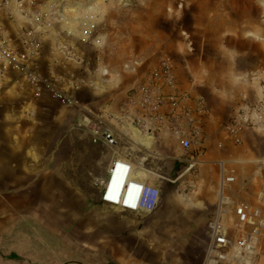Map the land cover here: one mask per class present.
<instances>
[{"label":"crops","instance_id":"0c3cea01","mask_svg":"<svg viewBox=\"0 0 264 264\" xmlns=\"http://www.w3.org/2000/svg\"><path fill=\"white\" fill-rule=\"evenodd\" d=\"M158 1L160 28L166 27L163 18L170 17L173 18L172 21L175 18L174 30L177 38L174 42V67L177 86L183 91L203 95L209 107V115L204 125V153L195 166L199 182L208 191V199L203 204L211 207V212L216 204L219 181L217 162L220 160L227 161L234 171L233 194L238 199L255 204L257 191L264 188V167H260L264 161V131L247 129L241 134V143L234 145L224 136L221 124L235 113L243 95L253 100L260 97L264 88V77H244L243 74L251 72L252 54L262 46L259 48L257 41L248 39L247 30L240 22V8L233 11L228 5L230 0ZM169 7L171 12L167 9ZM208 51H228L225 56L228 67L225 66L224 58L217 57L215 53L213 58ZM117 78L112 77V80ZM83 90L92 98L97 96L94 89L86 87ZM124 96L125 94L115 96L103 102H84L82 93L79 98L93 109L107 104L109 109L118 110ZM20 97L13 90L0 91V109H5V118H11L7 104ZM34 115L32 121L37 123V130L50 131L53 127L56 132H68L62 137L52 133V138L40 139L38 134L32 140L18 141L14 131L6 133L8 129L15 130L16 125L10 124L12 121L6 122L4 116L0 118V129L3 130V137L0 136V264H108L104 261L106 249L112 262H135L136 259L132 260L130 256L122 259L118 254L122 247L115 244L114 236L119 234L117 229L122 230L124 225L129 228L131 224L134 227L133 223L118 218L146 213L123 211V215H119L121 210L112 207L117 213L113 212V215L105 218L103 212L96 211V241L100 245L96 246L95 257H88L87 253L77 249L73 250L70 240L67 242L65 237L57 234L56 212L72 209L66 196L72 193V180L65 172L56 168L52 161L57 158L58 147L66 141L69 146L73 144L69 136L76 133L75 123L77 125L81 112L76 108L65 107L60 101L46 95L36 104ZM45 116L49 120L45 121ZM83 131L86 135L82 139L84 142L93 139ZM125 151L118 153L134 160L147 156V159H143V164L149 168V172L160 176H167L166 164L178 154L177 145L169 139L159 140L148 151L134 154ZM111 159L112 157L107 162L104 179ZM69 162L71 163V156ZM85 165L87 175L92 176L94 161L87 160ZM185 170L184 168L183 174L190 171ZM63 214L68 217L64 221L59 219L60 223L70 228L73 218L69 212ZM78 219L82 220L76 218ZM86 223L82 221L81 224ZM104 226L107 235H110L107 240ZM62 231L65 233V230Z\"/></svg>","mask_w":264,"mask_h":264},{"label":"built area","instance_id":"2783aa9c","mask_svg":"<svg viewBox=\"0 0 264 264\" xmlns=\"http://www.w3.org/2000/svg\"><path fill=\"white\" fill-rule=\"evenodd\" d=\"M105 1L0 0V91L29 94L25 111L31 116L36 110L34 102L46 95L78 109L77 126L111 148L127 146L134 154L169 139L178 148L173 158L187 164L185 171L193 169L204 153L209 107L203 95L178 88L170 58L145 70L127 88L118 110L107 104L93 109L81 102L84 88L97 89V77H80L69 67L85 65L82 47L103 46ZM98 70L100 76L107 74ZM250 128L264 131V88L257 99L243 95L235 113L221 124L224 136L234 145L241 143L242 132ZM143 159L147 156L134 160L113 154L105 179L97 183L103 204L143 213L157 208L159 186L137 174ZM217 167V201L206 223L202 264H248L264 233V188L257 191L255 204L238 199L232 192L233 169L224 160Z\"/></svg>","mask_w":264,"mask_h":264},{"label":"rangeland","instance_id":"374dc122","mask_svg":"<svg viewBox=\"0 0 264 264\" xmlns=\"http://www.w3.org/2000/svg\"><path fill=\"white\" fill-rule=\"evenodd\" d=\"M228 5L231 9L233 8V11L237 7L240 8L242 14L240 22L247 30L248 39L257 41L259 48L262 46L252 54L251 72L243 76L264 77V0H230ZM102 7L105 13L103 46L101 48L82 47L86 58L85 65L69 67L80 77H89L92 80L93 77H97L94 79L97 83V96L92 98L85 90H82L84 102L90 100L103 102V100L125 94L127 88L160 59L170 58L173 64L175 63L174 42L177 38L174 30L175 18L173 21L170 17L163 18L166 27L160 28V18L157 15L160 7L158 0H107ZM167 9L169 12L172 11L170 7ZM208 52L213 58L214 53L217 57L224 58L225 66L228 67L227 58H225L228 51ZM97 68L106 70L107 74L100 76L101 73L97 71ZM112 77L118 78L113 81ZM28 101V96L21 93L20 98L8 103L9 112H7L10 119L3 115L5 109H0V118L4 116L6 122L12 121L10 124L16 125L15 130L8 129L6 133L14 131L15 138L21 141L20 139L37 138L38 134L40 139H50L52 133L62 137L68 132H56L53 127L50 131L37 130V123L34 122L35 120L32 121L35 115H27L25 111ZM40 101L41 99L34 104ZM44 118L45 121L49 120L48 116ZM74 129L76 133L69 136L73 144L69 146L66 141L58 147L57 158L52 161L56 168L65 172L66 176L72 180V193L66 195L72 209L56 212L55 228L57 234L65 237L67 242L70 240L73 250L77 249L87 253L88 257H95L96 246L100 245L96 241L95 212H103L105 218L113 215V212L117 213V210L100 201L101 186L97 183L104 179L107 162L115 152L120 153L126 150L125 152L129 154L133 153L127 146L108 147L85 130L93 138L86 143L82 140L86 137L84 129L78 127L76 123ZM2 131L0 129L1 137H3ZM69 156H71V163ZM87 160L94 161L92 176L97 178H93L91 174L87 175L85 170ZM186 165L170 158L166 164L167 176H160L157 173L147 174L146 179L157 184L161 190V199L157 208L150 213L118 218L134 224V227H131V224L129 228L124 225L122 230L116 226L119 234L114 236L115 244L122 247L118 253L121 258L130 256V259H136L129 264H202L207 242L206 221L211 207L203 204L208 199V191L206 192V188L199 182L197 169L194 167L183 174ZM143 169L149 168L143 164ZM64 212L65 215L69 212L73 218L70 228L60 223V220H67L68 215L64 216ZM120 212L119 215H123L124 212ZM76 218L82 220H76ZM82 221L87 223L81 224ZM104 227L105 240H107L110 235H107L106 226ZM62 230H65V233ZM106 250H104V261L115 264L116 262L111 261ZM248 264H264V233L256 255Z\"/></svg>","mask_w":264,"mask_h":264},{"label":"bare ground","instance_id":"6f19581e","mask_svg":"<svg viewBox=\"0 0 264 264\" xmlns=\"http://www.w3.org/2000/svg\"><path fill=\"white\" fill-rule=\"evenodd\" d=\"M148 140V143L150 142V139H146V141ZM138 176L141 178V179H145L147 177V174H151V172L145 170V169H142V170H138L137 172ZM154 176H157V175H154ZM158 177V176H157ZM160 177V176H159ZM114 208V207H113Z\"/></svg>","mask_w":264,"mask_h":264}]
</instances>
